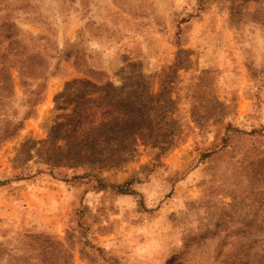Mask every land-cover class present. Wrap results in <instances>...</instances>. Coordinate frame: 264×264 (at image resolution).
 I'll return each instance as SVG.
<instances>
[{
  "label": "rangeland",
  "instance_id": "rangeland-1",
  "mask_svg": "<svg viewBox=\"0 0 264 264\" xmlns=\"http://www.w3.org/2000/svg\"><path fill=\"white\" fill-rule=\"evenodd\" d=\"M0 264H264V0H0Z\"/></svg>",
  "mask_w": 264,
  "mask_h": 264
}]
</instances>
